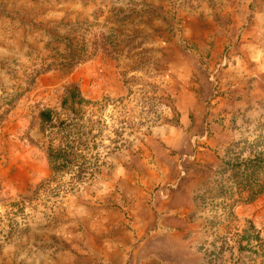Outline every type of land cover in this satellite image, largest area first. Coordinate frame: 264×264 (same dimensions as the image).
Instances as JSON below:
<instances>
[{
  "label": "rangeland",
  "instance_id": "1",
  "mask_svg": "<svg viewBox=\"0 0 264 264\" xmlns=\"http://www.w3.org/2000/svg\"><path fill=\"white\" fill-rule=\"evenodd\" d=\"M262 126L264 0H0V264H264V191L230 219L192 199Z\"/></svg>",
  "mask_w": 264,
  "mask_h": 264
},
{
  "label": "trees",
  "instance_id": "2",
  "mask_svg": "<svg viewBox=\"0 0 264 264\" xmlns=\"http://www.w3.org/2000/svg\"><path fill=\"white\" fill-rule=\"evenodd\" d=\"M57 64L63 66L66 69L71 68L75 64H78L84 61L85 57L83 56L80 48L72 46V44L67 41L64 46L62 53L57 54ZM49 68H45L42 72L47 71ZM19 94H14L13 98L18 97ZM9 100V102L11 101ZM69 103L71 109L73 105L86 107L89 105L87 100L82 99L79 96V93L75 87H70L66 91L65 98L61 101V105L65 106ZM41 121L48 122L49 112L42 111L39 113ZM261 139L264 138V126L260 129ZM232 147H239L238 143H235ZM242 148L239 147L238 152H241ZM237 152V153H238ZM226 157L229 155L236 154L231 148H228L225 151ZM52 161L54 162L52 169L54 172L61 171V164L55 165V160L60 159L57 154L49 155ZM67 160H65L66 162ZM68 160L67 162H69ZM229 161L222 162L217 175L219 176L215 183L206 190L203 191L201 195H194L193 202L196 203L199 197L203 196L202 200L205 199H221V202L218 205H213L214 210L220 212L219 218L225 217V219H230L232 208L236 203L248 204L260 196L264 191V152H257L252 156L251 159L245 160L242 164L232 165L229 164ZM223 175H227L226 178H222ZM235 179H238L236 181ZM230 180V181H229ZM231 183V185L229 184ZM217 223V222H215ZM214 226V224H213ZM253 228L250 224L243 226L241 232L243 235L252 234ZM250 231V233H248ZM248 244V243H247ZM261 245L258 244L257 247ZM256 247V245L254 246Z\"/></svg>",
  "mask_w": 264,
  "mask_h": 264
},
{
  "label": "crops",
  "instance_id": "3",
  "mask_svg": "<svg viewBox=\"0 0 264 264\" xmlns=\"http://www.w3.org/2000/svg\"><path fill=\"white\" fill-rule=\"evenodd\" d=\"M184 183L181 185L183 186ZM182 186L178 187L175 190V193L178 191L182 190ZM171 201L170 198L167 199L166 201H162L154 205L153 211L155 212V216L157 219V225H156V234H171L175 239L180 238L181 233L180 230H178L179 225L178 223H181L182 220L180 219L179 216L177 217H171L170 212L173 211L172 206H171ZM152 211V212H153ZM167 216H170L169 218H166ZM180 219V220H179ZM174 221V222H173ZM178 227V228H177ZM140 245V244H139ZM185 253V251H184Z\"/></svg>",
  "mask_w": 264,
  "mask_h": 264
}]
</instances>
